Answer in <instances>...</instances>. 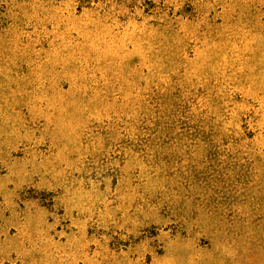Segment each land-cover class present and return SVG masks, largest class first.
Instances as JSON below:
<instances>
[{
	"label": "rangeland",
	"instance_id": "rangeland-1",
	"mask_svg": "<svg viewBox=\"0 0 264 264\" xmlns=\"http://www.w3.org/2000/svg\"><path fill=\"white\" fill-rule=\"evenodd\" d=\"M0 264H264V0H0Z\"/></svg>",
	"mask_w": 264,
	"mask_h": 264
}]
</instances>
